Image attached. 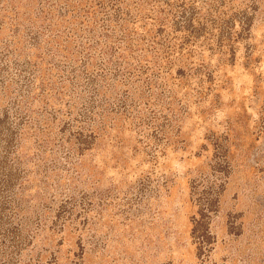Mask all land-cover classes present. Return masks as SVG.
<instances>
[{
    "label": "rangeland",
    "instance_id": "obj_1",
    "mask_svg": "<svg viewBox=\"0 0 264 264\" xmlns=\"http://www.w3.org/2000/svg\"><path fill=\"white\" fill-rule=\"evenodd\" d=\"M0 264H264V0H0Z\"/></svg>",
    "mask_w": 264,
    "mask_h": 264
}]
</instances>
